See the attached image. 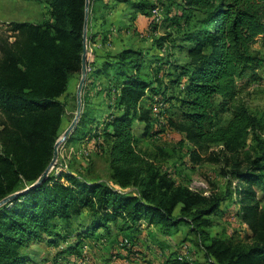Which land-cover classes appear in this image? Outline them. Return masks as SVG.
Listing matches in <instances>:
<instances>
[{
	"label": "trees",
	"instance_id": "1",
	"mask_svg": "<svg viewBox=\"0 0 264 264\" xmlns=\"http://www.w3.org/2000/svg\"><path fill=\"white\" fill-rule=\"evenodd\" d=\"M45 2L50 20L11 23L0 33V201L17 194L0 207V264H28L31 247L41 243H63L65 251L82 256L88 242L108 241L114 230L124 235L120 245L129 247L143 222L165 234L182 224L208 227L209 218L234 201L254 243L213 240L208 263L264 264V125L242 97L264 66L254 49L264 41V0H181L175 27L183 45L175 49L184 52V63L171 57L158 62L168 45L161 46L162 58L152 59L167 76L145 73L148 56L138 48L100 56L83 103L93 90L107 92L109 115L84 137L91 122L85 109L68 141L102 139L111 182L87 180L68 166L33 187L66 128L69 90L81 76L84 48L86 0ZM148 8L138 3L149 17ZM156 103L174 108L177 119L166 124L192 146L193 163L223 155L228 187L220 194L205 196L178 184L157 166L159 154L140 148L141 138L161 126L151 108ZM226 112L231 117L223 126ZM136 124L143 126L141 136ZM180 258L179 264H190Z\"/></svg>",
	"mask_w": 264,
	"mask_h": 264
},
{
	"label": "rangeland",
	"instance_id": "2",
	"mask_svg": "<svg viewBox=\"0 0 264 264\" xmlns=\"http://www.w3.org/2000/svg\"><path fill=\"white\" fill-rule=\"evenodd\" d=\"M138 3H147L150 13L153 9H158V14L155 16L151 14L149 17L144 15L138 10ZM181 7V0H102L98 3L90 0L87 51L92 48L97 58L99 55H115L123 48H138L148 56L149 62L145 73L152 77L157 70L160 75L167 76V70L163 68L160 70L158 62L167 64L169 62L167 57H171L175 64L184 63V52L175 49L183 45L182 30H179L176 24V16L180 15ZM90 35L95 40H92ZM92 42L96 44L95 47L91 45ZM166 45L168 52H165L167 55L162 58L161 46L166 47ZM260 48L264 54V45ZM172 50L176 52L170 55ZM153 58H162V61H152ZM95 61L88 65V75L92 74L98 65ZM164 63L162 65H165ZM260 75L259 81L247 85L242 97L264 125V68L260 71ZM81 77L75 78L70 86V101L67 106L64 132L77 114V91ZM85 93L86 89L83 90L82 99ZM111 102L112 96L109 97L107 92L99 95L93 90L92 96L87 97V102L83 103V113L86 109L91 122L86 123L84 137L94 125L104 122L109 115ZM166 107H161L159 103L152 105L155 125L161 126L158 125L159 127H155L150 135L141 138L140 148L149 154H159L157 166L161 171L170 174L172 180L178 184L188 186L192 191L205 196L220 194L228 187L224 176L223 155H203L201 162L193 163L189 157L192 146L181 134L170 130L166 124L170 118L177 119L174 108L166 110L168 109ZM230 117L227 112L222 114L220 125H226ZM135 131L141 136L143 126L136 124ZM259 132L264 136V126ZM254 145L253 141L251 146ZM102 146V139L83 142H70L67 139L60 147L57 162L59 164L66 162L73 172L87 180H103L109 183L111 182L109 157L107 149ZM251 146H247L245 150H249ZM71 149L82 151L86 149L90 155L89 153L86 157L75 155L70 153ZM214 150L220 151L221 148L216 147ZM238 209L234 201L224 206L219 215L211 216L209 218L211 224L208 227L182 224L168 234L161 232L157 226L143 222L134 234L133 242L129 247L120 245L124 235L114 230L113 235L107 237L108 241L88 242V249L85 253L82 252L84 254L82 256L77 252L71 253V250L65 251L67 246L62 243L65 247L62 248L60 241L59 248L46 243L36 244L29 251L31 260L28 264H179L180 257H184V260L190 264H209L207 252L213 240L242 246H250L254 243L251 230L237 215Z\"/></svg>",
	"mask_w": 264,
	"mask_h": 264
},
{
	"label": "crops",
	"instance_id": "3",
	"mask_svg": "<svg viewBox=\"0 0 264 264\" xmlns=\"http://www.w3.org/2000/svg\"><path fill=\"white\" fill-rule=\"evenodd\" d=\"M50 18L51 16L48 12V5L45 2V0L43 1H40V0H0V33L6 28L7 24L9 25L11 23H24V22L38 24L43 21L50 20ZM92 26L93 25L91 23V27ZM90 36L92 40L93 39L95 40V38H93L92 35ZM91 45L93 47L96 46V44L93 42ZM262 45H264V41H259L254 46V49L259 53L260 57L263 59V64H264V54L260 48V46ZM100 56L101 55H99L98 57ZM98 57L95 58L92 48L88 50L87 51L88 65H90L91 62L95 60H97L95 61V64L97 63L100 64L101 59H99ZM263 68L264 66L262 67V69ZM262 69L260 71H262ZM260 71H259V77L261 78Z\"/></svg>",
	"mask_w": 264,
	"mask_h": 264
},
{
	"label": "water",
	"instance_id": "4",
	"mask_svg": "<svg viewBox=\"0 0 264 264\" xmlns=\"http://www.w3.org/2000/svg\"><path fill=\"white\" fill-rule=\"evenodd\" d=\"M89 5H90V0H86V16H85V24H84V37H83V54H82V72H81V80L78 86V91H77V114L72 122V124L67 128V130L64 132L62 137L59 138L57 143L55 144L54 147V157L49 165V167L46 169V171L43 173V175L40 177V179L33 185V187H37L38 185L42 184L46 178L49 176L55 165L57 164L58 157H59V149L60 146L70 137V135L74 132V130L77 127L78 121L80 120L82 113H83V99H82V94L84 87L86 86L87 83V78H88V62H87V36H88V22H89ZM17 194L11 195L2 201H0V207L3 205L9 203L13 198H15Z\"/></svg>",
	"mask_w": 264,
	"mask_h": 264
},
{
	"label": "built area",
	"instance_id": "5",
	"mask_svg": "<svg viewBox=\"0 0 264 264\" xmlns=\"http://www.w3.org/2000/svg\"><path fill=\"white\" fill-rule=\"evenodd\" d=\"M151 14H153V16H155L156 14H158V9H153V11L151 12ZM62 146V145H61ZM60 146V147H61ZM60 150V149H59ZM70 153L75 154V155H81L83 157H86L88 155V151L85 149V151L82 150H76V149H71ZM90 155V153H89ZM68 169V164L66 162L59 164L57 162V164L55 165V167L53 168V170H55V173L58 174L59 172L63 171V170H67ZM88 246L84 247V253L87 251ZM181 260L184 259V257L180 258Z\"/></svg>",
	"mask_w": 264,
	"mask_h": 264
}]
</instances>
